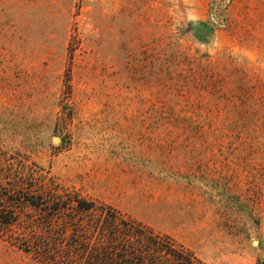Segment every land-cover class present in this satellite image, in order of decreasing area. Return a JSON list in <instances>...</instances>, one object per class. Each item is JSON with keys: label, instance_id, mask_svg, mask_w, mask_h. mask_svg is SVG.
<instances>
[{"label": "rangeland", "instance_id": "rangeland-1", "mask_svg": "<svg viewBox=\"0 0 264 264\" xmlns=\"http://www.w3.org/2000/svg\"><path fill=\"white\" fill-rule=\"evenodd\" d=\"M0 150L264 264V0H0ZM28 237L0 227V264H50Z\"/></svg>", "mask_w": 264, "mask_h": 264}, {"label": "trees", "instance_id": "trees-1", "mask_svg": "<svg viewBox=\"0 0 264 264\" xmlns=\"http://www.w3.org/2000/svg\"><path fill=\"white\" fill-rule=\"evenodd\" d=\"M11 158L0 150V227L20 224L50 264H207L169 234Z\"/></svg>", "mask_w": 264, "mask_h": 264}, {"label": "water", "instance_id": "water-1", "mask_svg": "<svg viewBox=\"0 0 264 264\" xmlns=\"http://www.w3.org/2000/svg\"><path fill=\"white\" fill-rule=\"evenodd\" d=\"M53 140H55V138H53Z\"/></svg>", "mask_w": 264, "mask_h": 264}]
</instances>
